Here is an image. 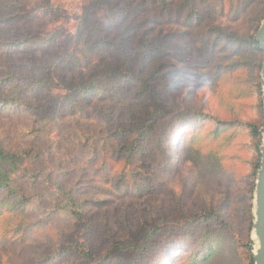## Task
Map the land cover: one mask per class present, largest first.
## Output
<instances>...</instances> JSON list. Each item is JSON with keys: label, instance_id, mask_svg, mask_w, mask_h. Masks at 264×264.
<instances>
[{"label": "rangeland", "instance_id": "rangeland-1", "mask_svg": "<svg viewBox=\"0 0 264 264\" xmlns=\"http://www.w3.org/2000/svg\"><path fill=\"white\" fill-rule=\"evenodd\" d=\"M263 19L264 0H0V147L22 153L0 164V264H250Z\"/></svg>", "mask_w": 264, "mask_h": 264}, {"label": "water", "instance_id": "water-1", "mask_svg": "<svg viewBox=\"0 0 264 264\" xmlns=\"http://www.w3.org/2000/svg\"><path fill=\"white\" fill-rule=\"evenodd\" d=\"M255 40L260 51L262 52L260 78L262 81V92L264 94V19L262 20L258 30L256 31ZM261 133L262 141L259 147L260 164L256 173L253 192V264H264V127L262 128Z\"/></svg>", "mask_w": 264, "mask_h": 264}, {"label": "trees", "instance_id": "trees-1", "mask_svg": "<svg viewBox=\"0 0 264 264\" xmlns=\"http://www.w3.org/2000/svg\"><path fill=\"white\" fill-rule=\"evenodd\" d=\"M51 42V41H50ZM252 43L255 46V48L257 50L260 51L258 44L256 42V40L254 38H252ZM97 44V45H96ZM105 45H109L110 46V41L105 39V40H99V39H95L94 40V48H97V50H101L102 48H105ZM150 53H156L155 51H149L148 54L146 52H143L142 56V64L141 66H146V62L145 60L148 59V55ZM141 54V52H140ZM156 77V71L152 70L149 75H148V80H153ZM85 99V97H83V100ZM217 129V127H216ZM253 133L257 136H259V132L256 129H253ZM22 157V153L18 155H7L0 147V164H10L11 168L13 167H17V160L20 159ZM10 178H9V174L5 173L3 170L0 169V191H2V189L6 190L7 194L13 195V194H19V192L12 188L11 185H9L10 183ZM24 202V198H20L18 200L19 204H22ZM252 256L249 255V262L250 264H252Z\"/></svg>", "mask_w": 264, "mask_h": 264}]
</instances>
